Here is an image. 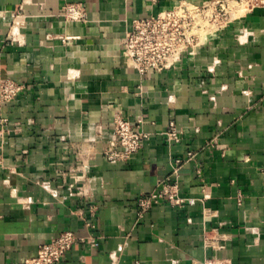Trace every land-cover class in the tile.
Here are the masks:
<instances>
[{
    "label": "crops",
    "instance_id": "1",
    "mask_svg": "<svg viewBox=\"0 0 264 264\" xmlns=\"http://www.w3.org/2000/svg\"><path fill=\"white\" fill-rule=\"evenodd\" d=\"M205 1L0 0V82L24 85L0 106V264H24L64 230L98 246L59 264H264V8L176 69L141 75L122 56L132 20ZM66 3L86 4L88 21H66ZM172 116L178 142L164 134ZM116 117L143 118L149 138L113 163ZM178 159L180 194L196 202L139 218L138 199Z\"/></svg>",
    "mask_w": 264,
    "mask_h": 264
},
{
    "label": "built area",
    "instance_id": "2",
    "mask_svg": "<svg viewBox=\"0 0 264 264\" xmlns=\"http://www.w3.org/2000/svg\"><path fill=\"white\" fill-rule=\"evenodd\" d=\"M256 8H264V0H206L202 4L182 2L160 11L155 16L134 19L123 39V60L141 75L176 69L185 56L196 55L197 49L211 36L228 28ZM60 13L66 21H88V10L84 3H66ZM23 89L24 85L12 78L1 80L0 106L15 100ZM6 121L7 119H3V122ZM142 123L143 118L136 121L115 118L113 133L116 140L104 151L109 161L116 163L128 160L141 148L144 140L149 138V134L140 128ZM164 134L169 142L181 140L179 127L173 116ZM182 162V159L176 160L173 175L160 180L150 194L138 199L139 218H143L147 210L161 201L166 200L175 206L196 202V198H186L180 194L179 170ZM96 210V205H90L92 216ZM85 224L89 228L95 226L90 220H86ZM208 239L213 240L207 237ZM87 241L94 247L98 246V238L94 235L80 236L72 230H64L42 244L38 254L27 259L24 264H59L76 244ZM219 247L213 246L216 250ZM193 264L232 263L228 258L215 255L195 260Z\"/></svg>",
    "mask_w": 264,
    "mask_h": 264
}]
</instances>
